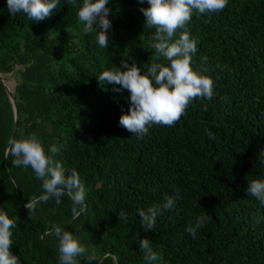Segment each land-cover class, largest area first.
Returning <instances> with one entry per match:
<instances>
[{"label": "trees", "instance_id": "16d2710c", "mask_svg": "<svg viewBox=\"0 0 264 264\" xmlns=\"http://www.w3.org/2000/svg\"><path fill=\"white\" fill-rule=\"evenodd\" d=\"M81 3L59 0L50 17L32 22L0 0V71L14 73L18 104L16 115L0 79V208L16 220L11 247L20 264H58V242L46 234L54 222L88 248L78 264H149L138 244L144 237L162 257L158 264H264V205L247 193L249 181L264 176V0L193 12V66L213 78L214 96L197 97L173 126L154 125L143 137L119 123L128 91H113L97 76L123 60L142 71L151 61L167 63L152 48L155 28L140 10L147 0H109L107 48L95 32L83 33ZM16 121L15 138L36 132L46 148L60 147L55 159L66 175L80 173L87 198L79 217L67 195L59 205L37 200L42 182L12 163ZM176 190V206L146 232L138 210ZM202 215L211 219L193 237L186 228Z\"/></svg>", "mask_w": 264, "mask_h": 264}, {"label": "clouds", "instance_id": "9594fccd", "mask_svg": "<svg viewBox=\"0 0 264 264\" xmlns=\"http://www.w3.org/2000/svg\"><path fill=\"white\" fill-rule=\"evenodd\" d=\"M229 0H147L148 7L140 10L146 18V25L155 28L152 35V48L157 59L163 58L167 63L151 61L141 66L128 60L103 71L97 79L113 85V91L130 94L129 109L121 115L119 123L122 127L138 137H143L154 125L173 126L186 114L189 104L197 97L211 100L214 96V80L206 74V69L193 66V55L197 52L198 39L192 37L188 24L193 12L209 13L223 10ZM143 3V0H141ZM59 0H7L8 12L11 15L23 13L32 22H39L53 14ZM111 8L109 0H82L78 10V18L83 23V33H96L99 47L109 46V29ZM181 29L177 36V30ZM210 139H215L211 130L205 129ZM10 155L15 159L16 167H30L39 179L43 189L36 199L47 202L54 199L59 205L62 197L72 200L73 219L79 217L86 208L87 188L80 173L72 169L66 175L61 161L55 159L60 147L56 144L45 146L43 139L36 133H21L20 138L9 141ZM264 164V150L258 157ZM247 193L264 205V176L249 181ZM179 190L173 195H166L164 202L158 206H150L146 210L139 209L145 231L155 228L157 217L165 210L176 206ZM28 206V205H27ZM29 208V206H28ZM127 213L120 211L119 219H126ZM211 219L208 215L197 216L186 231L195 237L197 231ZM16 220L0 208V264H20V257L12 251L13 229ZM47 235L57 240L58 264H78V257L85 256L88 248L82 238L59 223H52ZM139 249L149 264H158L162 257L152 247L147 237L139 239ZM93 259L91 254L86 257Z\"/></svg>", "mask_w": 264, "mask_h": 264}, {"label": "water", "instance_id": "95a60500", "mask_svg": "<svg viewBox=\"0 0 264 264\" xmlns=\"http://www.w3.org/2000/svg\"><path fill=\"white\" fill-rule=\"evenodd\" d=\"M0 79H2V81L5 83V85H6L7 89H8V92H9L11 100H12V102L14 104L16 115H17L18 114V104H17L16 98H15V95H14V91L11 88V86L9 85L7 77L1 71H0ZM16 127H17V121L15 123V130H14V133H13V137L15 136V133H16Z\"/></svg>", "mask_w": 264, "mask_h": 264}, {"label": "rangeland", "instance_id": "374dc122", "mask_svg": "<svg viewBox=\"0 0 264 264\" xmlns=\"http://www.w3.org/2000/svg\"><path fill=\"white\" fill-rule=\"evenodd\" d=\"M19 66H17L18 68ZM5 76L7 77L8 79V83L9 85L11 86V88L14 90L15 86H16V83H17V79L16 77L14 76V73H8V74H5Z\"/></svg>", "mask_w": 264, "mask_h": 264}]
</instances>
